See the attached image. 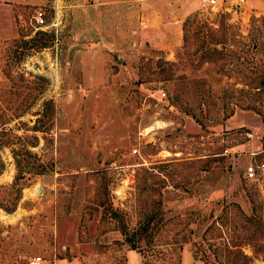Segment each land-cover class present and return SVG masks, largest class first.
<instances>
[{"label": "rangeland", "instance_id": "374dc122", "mask_svg": "<svg viewBox=\"0 0 264 264\" xmlns=\"http://www.w3.org/2000/svg\"><path fill=\"white\" fill-rule=\"evenodd\" d=\"M231 1L17 7L0 41V264H220L221 242L264 245L242 221L264 213V78L245 85L264 72V0ZM149 211L151 245L131 249L119 228Z\"/></svg>", "mask_w": 264, "mask_h": 264}, {"label": "trees", "instance_id": "16d2710c", "mask_svg": "<svg viewBox=\"0 0 264 264\" xmlns=\"http://www.w3.org/2000/svg\"><path fill=\"white\" fill-rule=\"evenodd\" d=\"M188 21H189V18L186 19L183 23L182 40L184 42L187 41V37L185 36V30H186V26L188 24ZM199 31L200 30H198L197 33ZM223 42L224 43L226 42L225 38H223ZM224 43H222V44H224ZM212 56H215L216 58H222L224 55L221 51H215V50L214 51H205L203 54V57H212ZM263 78H264V72L262 73V79L258 82V85L252 86L250 83L245 84L247 86V92L252 93V92H256V91L261 90ZM261 149L264 151V138H263L262 143H261ZM222 212H223L222 214H223V216H225V220H226V212L229 213L228 207L223 208ZM112 216L114 218H116L115 214H113ZM143 217L144 218L141 221H139L137 223L136 227L133 229H129L125 224H121V226L119 228L120 234L123 236L125 243L128 244V246L131 249L138 248L139 244L141 242H145V244L151 245L149 243H150L151 237L153 235V231L157 228L158 222L161 220V214L159 212L155 213L153 211H149ZM225 220H223L222 224H219V227H222ZM242 221H244L245 223H248L249 225H252L253 228L255 229V231H259V232L264 233V213H263L261 207L257 211L243 216ZM232 231L233 232L235 231V227H232ZM251 237L252 238H248V244L251 247L250 249H251V253L253 254L252 256H248L243 251H241L240 248H238V251L240 252V254H239L240 257L235 253H234L233 257H230V255L232 253H231V251H229L230 250L229 248H235L236 244H230V243H233L232 241H230V242L227 241L225 243L221 242L223 250H225L227 252V258L225 257V262H223L222 254L217 252V258L221 257V259L218 258V262L220 264H253L252 260L256 258L255 257L256 253L262 252L264 250V245L263 244H261V245L256 244L258 242L254 240L255 238H253V237H255L254 234H252ZM215 251H216V249H215ZM260 260L262 262H264V254H262Z\"/></svg>", "mask_w": 264, "mask_h": 264}, {"label": "crops", "instance_id": "0c3cea01", "mask_svg": "<svg viewBox=\"0 0 264 264\" xmlns=\"http://www.w3.org/2000/svg\"><path fill=\"white\" fill-rule=\"evenodd\" d=\"M37 0H0V41L14 34L17 7L34 5Z\"/></svg>", "mask_w": 264, "mask_h": 264}, {"label": "built area", "instance_id": "2783aa9c", "mask_svg": "<svg viewBox=\"0 0 264 264\" xmlns=\"http://www.w3.org/2000/svg\"><path fill=\"white\" fill-rule=\"evenodd\" d=\"M244 2V0H232L231 3L234 5H241ZM202 4H205L206 6H216L217 3L216 0H203ZM28 25L32 26L33 28H41L45 27L44 25V15L41 10H37L31 17V19L28 20ZM132 153L136 152V149L133 148ZM262 169H264V165L261 164L260 166ZM259 169V167H258ZM256 170L252 165H248L245 167L244 170V176L247 179H255L256 178ZM41 257L35 256L31 257L30 260L28 261V264H39L41 262Z\"/></svg>", "mask_w": 264, "mask_h": 264}]
</instances>
